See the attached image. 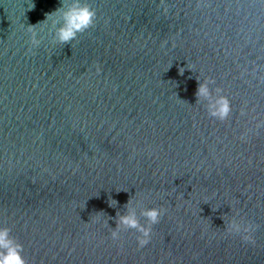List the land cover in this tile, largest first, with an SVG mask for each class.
<instances>
[{"label":"water","instance_id":"1","mask_svg":"<svg viewBox=\"0 0 264 264\" xmlns=\"http://www.w3.org/2000/svg\"><path fill=\"white\" fill-rule=\"evenodd\" d=\"M82 2L63 45L61 0H0V225L26 264H264V0ZM128 199L163 210L144 247L112 239Z\"/></svg>","mask_w":264,"mask_h":264},{"label":"clouds","instance_id":"2","mask_svg":"<svg viewBox=\"0 0 264 264\" xmlns=\"http://www.w3.org/2000/svg\"><path fill=\"white\" fill-rule=\"evenodd\" d=\"M53 16L55 18L51 19V26L54 29L52 41L53 43L65 45L74 41L79 33L86 30L93 23L95 12L82 0H61L60 6L47 14L45 20ZM30 43L33 47L38 46L40 43L35 32L31 35ZM180 74H183V72H180ZM197 81L198 85L194 93L196 102H203L209 116L219 120L226 119L229 116L231 107L228 99L221 94L222 90L220 88H210V85L215 83L212 79ZM114 201L117 205L118 202ZM108 205L114 208L111 204ZM137 207L140 208L139 215L148 221V226L140 223L137 216ZM162 214V209L155 207L143 208L139 205V202L133 205L128 199L123 205V211L119 214L116 212V226L111 231L112 239L117 240L120 238L121 229H135L140 233L137 238L138 246L144 247L151 237V225L158 223ZM106 223L108 224V221ZM227 228L228 231L234 234L248 233L252 230L250 224L239 220H232ZM10 232V228L0 225V264H26L21 255L22 246L15 241ZM244 238L250 240L249 236Z\"/></svg>","mask_w":264,"mask_h":264}]
</instances>
